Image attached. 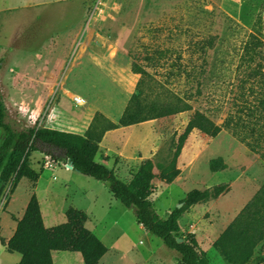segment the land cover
<instances>
[{
  "label": "rangeland",
  "instance_id": "1",
  "mask_svg": "<svg viewBox=\"0 0 264 264\" xmlns=\"http://www.w3.org/2000/svg\"><path fill=\"white\" fill-rule=\"evenodd\" d=\"M262 28L264 0H0V96L6 121L17 130L47 126L87 132L99 145L96 159L128 180L145 158L155 164L169 162L194 110L221 124L241 107L242 85H249L241 81L257 60L249 61L243 47L251 33L264 40ZM148 73L179 95L190 94L191 108L125 126L122 117ZM40 153L32 151L28 158L34 170H42L40 197L42 188L51 186L59 195L84 188L96 200L91 211L102 219L97 228L107 233L101 235L104 242L116 239L132 255L151 253V260L175 253L140 228L133 208L111 195L107 181L74 172L64 185L59 169L69 168L53 158H63L62 152L52 157ZM263 154L264 144L252 150L230 130L222 129L215 137L193 130L177 158L178 177L169 184L153 180V206L164 217L190 190L225 185L220 195L179 216L191 227L199 248L208 251L211 264H223V257L211 250L212 238L219 237L264 182ZM216 157L225 167L213 172L209 161ZM53 170L57 174L52 176ZM20 182L22 196L34 181ZM1 185L5 205L11 182ZM19 199L12 203L14 213L19 212ZM0 223L7 233L4 213ZM256 254L264 257V242ZM19 260L18 253L0 243V264Z\"/></svg>",
  "mask_w": 264,
  "mask_h": 264
},
{
  "label": "trees",
  "instance_id": "2",
  "mask_svg": "<svg viewBox=\"0 0 264 264\" xmlns=\"http://www.w3.org/2000/svg\"><path fill=\"white\" fill-rule=\"evenodd\" d=\"M261 34L264 32L262 28ZM249 61L257 60L241 84L242 101L234 114L229 113L221 124H216L203 111L194 110L179 135L168 163L155 164L151 158L143 159L136 172L128 180H121L104 163L95 159L99 146L87 137V132L76 133L54 127H26L17 130L6 121L7 109L0 96V182H11L14 190L22 177L37 180L39 173L28 163L32 151H41L53 156L54 152L66 151L73 169L96 180L108 182L109 192L126 208H133L134 216L144 229L160 238L164 245L174 250L181 264H211L206 253L199 248L195 235L185 232L179 225V216L199 202L217 197L225 190V185H215L211 189H192L166 218L155 210L151 194L156 186L155 178L171 183L180 173L177 158L193 130L209 137H215L222 129L232 131L238 139L246 140L252 150L264 144V40L251 33L243 47ZM254 84V85H253ZM257 84L259 86H257ZM190 94L179 95L157 79L147 74L122 117V124L132 125L150 119L170 116L188 110ZM264 157V154L262 155ZM53 158L60 159L57 156ZM221 157L212 158L209 168L215 172L223 169ZM158 168V171H155ZM2 186L0 188V193ZM11 237L0 242L8 252L20 254L18 264H54L52 251L80 253L84 264H97L107 251L106 245L85 226L87 215L73 207L65 211V221L46 227L36 194H32ZM182 239L181 242L177 238ZM264 242V182L251 199L241 208L234 219L213 241V247L227 264H264V257L256 254Z\"/></svg>",
  "mask_w": 264,
  "mask_h": 264
},
{
  "label": "crops",
  "instance_id": "3",
  "mask_svg": "<svg viewBox=\"0 0 264 264\" xmlns=\"http://www.w3.org/2000/svg\"><path fill=\"white\" fill-rule=\"evenodd\" d=\"M89 140H91V139H89ZM92 142H95V141H92ZM95 143H97V142H95ZM37 152L40 153L41 151H37ZM105 158L108 159L109 156L106 155ZM95 159H96V157H95ZM102 163L105 164V162H102ZM59 170H60L59 175H61L64 179V181L62 180L64 185H66L67 181H71V178L75 174L74 172H77L76 170L73 169V167L69 168L66 171H62L61 169H59ZM38 173H39V176H38L37 180H35L34 183H32L31 185L28 186V190L25 194H23L22 196H20L18 194L19 190H20V187H19L20 183H21L20 181L22 178H26V177H22L19 181L20 183L18 182L19 184L16 185V187L14 188L12 193L10 194V197H9L7 204H5V205L2 204V201L0 200V213H4L9 218V225H8L7 233L4 234L2 224L0 223V236L2 238H4L5 241H7L11 237V235L13 234V232L16 228V221L11 217V215H13L15 218H21L31 195L34 193V194H36V196L38 198L43 223L46 227L53 226V225H56L58 223L65 221V211L68 207H73V208H76V209L81 210V211L86 213V215H87V219L85 221L86 228L91 230L98 237V239L101 240L107 247V251L99 259L97 264H174V263L181 264L179 259H178V255L174 250L173 251L175 253H172L173 255H171L170 257H169V255H166V257H167L166 260H165V258L162 260L159 257L154 258L155 260H151V253H149V255L147 257H143V258H140L138 255H132V254H130V252L132 251L131 248L119 246L117 244L116 239H114L109 244L104 242L103 238H101V235L104 237V236H106L107 233L105 231H103V229L97 228L98 224H100L102 222V219L96 218L95 215L93 214V212L91 211L96 206V200L93 197L89 196L87 194L89 191H86V189H84V188L78 187L77 189H74L73 191H69V192L66 190V192H63L60 195L56 192L57 189L55 188V186H51L50 189L49 188H42L43 190L41 192V197H43L44 202H45V206H44V210H43L41 207L42 198L40 197V193L38 192V190L40 189V187L38 186V184H39L38 179L40 177V174L42 173V170H40ZM53 174H57V171L53 170L52 176H53ZM59 175H58V177H59ZM166 184H169V183H166ZM1 186L2 185L0 183V188H1ZM17 196L20 198L19 202H18L19 212L14 213L11 209V206H12V203L14 202V200ZM161 217H163V216H161ZM166 217L167 216H164L163 218H166ZM114 222L116 224L117 220L115 219ZM178 222H179V225L181 226V228L185 232L193 233L191 227L182 223V218L178 219ZM140 228L147 231L146 229L143 228V226L141 224H140ZM98 230L100 232H97ZM99 233H101V234H99ZM195 238L197 240V237H195ZM215 238H217V237L212 238V243L215 240ZM2 245L5 248V245L4 244H2ZM211 248H212L211 250H213L212 252H214L215 254H219L216 251V249L213 247V245H211ZM202 250L206 253V255L209 254L207 250H205V249H202ZM68 252H70V251H68ZM136 252L139 253L140 250H137ZM13 253H17V252H13ZM75 253H78V252H70V253H62L61 252V253H59L58 250H54V251H52V259H53L54 264H84L80 253H79V255H77ZM162 255H163V253H162ZM169 259H171L170 262H169ZM17 261H18V259H17ZM222 262H224L223 264H226V262L224 260H222Z\"/></svg>",
  "mask_w": 264,
  "mask_h": 264
},
{
  "label": "water",
  "instance_id": "4",
  "mask_svg": "<svg viewBox=\"0 0 264 264\" xmlns=\"http://www.w3.org/2000/svg\"><path fill=\"white\" fill-rule=\"evenodd\" d=\"M62 156H63V158H62V159H63V162L67 165V167H68V168H72L73 165H72L71 159L68 158V157H66V151H65V150L62 152ZM180 205H181V204H180ZM180 205H178V207H180ZM177 241H178V242H181L182 239H181L180 237H178V238H177Z\"/></svg>",
  "mask_w": 264,
  "mask_h": 264
},
{
  "label": "built area",
  "instance_id": "5",
  "mask_svg": "<svg viewBox=\"0 0 264 264\" xmlns=\"http://www.w3.org/2000/svg\"><path fill=\"white\" fill-rule=\"evenodd\" d=\"M77 100H79L78 98H76ZM47 164L49 165V161L47 162ZM174 264H177V263H174Z\"/></svg>",
  "mask_w": 264,
  "mask_h": 264
}]
</instances>
